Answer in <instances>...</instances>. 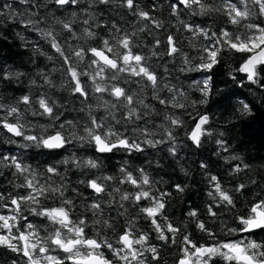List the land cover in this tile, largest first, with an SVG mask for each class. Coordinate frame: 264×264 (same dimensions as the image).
<instances>
[{
    "label": "snow or ice",
    "instance_id": "snow-or-ice-1",
    "mask_svg": "<svg viewBox=\"0 0 264 264\" xmlns=\"http://www.w3.org/2000/svg\"><path fill=\"white\" fill-rule=\"evenodd\" d=\"M18 3L25 6L23 12L17 11L12 3L5 2L0 6V17L9 21L19 18V23L25 29L37 33L55 51L66 76L60 87L79 98L81 107L78 111L87 116L83 125L66 119L58 125H49L56 129L51 134H46L49 126L44 125H40L41 131L36 133L37 126L27 116H46L51 121H59L63 115V105L59 101L45 94L36 97L23 95L14 104L0 100V127L27 142L20 145L22 148L35 145L57 150L78 141L92 145L98 153L106 154L117 151L143 152L148 147L155 148L167 143L170 144L168 151L175 156L178 145L174 130L183 128L184 121L179 116L165 114L164 120L168 126L154 125L151 117L157 114V110L148 102L147 92L150 89L151 100L157 101L165 109L192 107L195 110L198 105L208 104L212 95L213 77L209 74L203 80H195L193 84L201 98L190 100L182 88L169 82L171 73L168 64H153V58L160 60L166 56L174 60L181 56L184 66L178 69L179 72L212 73L221 63L224 53H238L243 59L236 71L245 74L248 83L264 89V20H261L264 18V0H219L218 3L176 0L175 3H170V14L176 18L180 28L190 34L188 46L196 51L197 55L194 57L183 50V42L172 33H168L164 41L155 38L151 48L143 43L140 33L149 28L157 31L166 28L152 14L158 7L156 4L150 10H144L139 0H92V4L82 10L85 16L82 20L84 26L77 30L75 25L79 12L72 11L68 17L60 18L50 11L42 15L40 9L47 8L48 4L62 9H74L81 4V0H18ZM94 5H115L117 9H127L140 23V27L133 28L132 24L124 25L116 19L103 21L95 12H89L88 8ZM181 6L190 10L192 15H223L236 28L234 31L226 28L213 31L200 24L187 23L180 19ZM2 23L3 20H0V24ZM129 28L132 30L129 31ZM100 29L104 30V35L100 34ZM2 36L3 33L0 32V37ZM20 38L24 39L23 36ZM29 43L31 42L26 41L25 46ZM32 47L37 53L45 55L39 44H32ZM47 59L51 61L53 56H48ZM158 69H162V72H158ZM23 75L9 71L4 73L2 79L18 80ZM39 75L45 85L56 88L49 74L41 72ZM31 83L35 84L36 81ZM240 86L243 87V82ZM252 107L253 102L239 100L237 112L248 116L252 114ZM195 119L194 127L185 135L193 146L199 148L203 139L212 135L206 127L210 117L208 114L197 113ZM150 124L162 128L163 135L160 139L153 138L157 133L149 127ZM81 127L83 134L78 131ZM219 135L223 137L224 133ZM7 143L16 141L8 140ZM215 143L224 151L228 150L224 139L216 140ZM0 163L5 168L14 169L8 183L14 188L27 190L26 194L16 195L0 192V207L11 213L0 214V229L4 230L0 233V247L23 258L22 261L13 260L12 264H159L160 249L149 243V233L137 229L134 221H127L115 240L109 239L107 233L114 229L115 224L111 219L103 218L102 199L87 205L86 211L91 212V219L85 215L73 218L76 204L66 195V170L62 173L57 165H48L41 173L32 165L24 163L21 158L7 154L0 156ZM62 163H72L77 168L100 167L96 160L81 161L75 156ZM200 167L207 169L208 165L201 162ZM249 167L248 164H237L233 172L239 173ZM120 172L123 176L120 183H129L137 189L136 192H124L120 195V207L124 208L123 202L128 200L134 203L148 200L150 206L139 210L150 220L157 239L165 244H176L177 236H181V254L175 264H218L217 258L224 264H264V239L250 238L264 232V197L252 202L246 213L236 217V227L224 225L226 233L239 236L238 239L219 241L216 233L204 221L197 220L196 227L215 241L199 244L194 242L190 233L181 234V228L168 221L164 215V198L170 193L159 192L158 195H153L154 182L143 168L137 169L139 176H134L125 167H121ZM0 176H3V171H0ZM113 179L112 176L90 179L87 187L98 197L101 194L111 197L112 193L107 191L106 182ZM17 180L21 182L16 183ZM209 181L213 191L208 195L216 202V206L235 208V193H241L247 188L245 183H239L229 189L216 175H209ZM79 183L84 184L85 181L81 180ZM175 189L183 193L185 186L177 184ZM114 191L119 192L120 189L116 188ZM72 192L77 196L82 195L75 188ZM113 199L107 201L109 206ZM45 201H53L54 204L46 206ZM25 212L45 218L48 225L41 227L34 224L24 215ZM208 214L210 217L217 216L212 205L208 206ZM188 216L196 218L198 213L191 210ZM159 219H163V225ZM20 221H25L23 230ZM106 253H110V256Z\"/></svg>",
    "mask_w": 264,
    "mask_h": 264
},
{
    "label": "trees",
    "instance_id": "trees-1",
    "mask_svg": "<svg viewBox=\"0 0 264 264\" xmlns=\"http://www.w3.org/2000/svg\"><path fill=\"white\" fill-rule=\"evenodd\" d=\"M5 2H10L13 7L23 12L25 6L20 5L18 0H0V6ZM176 0H139L140 6L144 10H150L153 4L158 7L152 14L161 20L166 28L155 30L149 28L148 31L140 33V38L143 43L152 47L155 38L161 41L166 39L168 33H172L180 38L183 42V50L190 57L197 55L196 51L188 46L190 34L183 31L177 23L175 17L170 14V3H175ZM207 3H218L219 0H206ZM92 4V0H81V4L74 9H62L54 4H48L47 8L40 9L42 15L48 14L49 11L57 17L66 18L72 11H77L80 15L77 18L75 27L79 30L82 25V20L85 18L82 10ZM103 14L101 15V10ZM89 12H95L97 16L103 20L110 22L116 19L124 25L132 24L133 28H139L140 23L136 18L124 8L105 7L103 5H94L88 8ZM180 19L187 23L200 24L203 27L211 28L213 31H219L220 28H226L229 31H234L236 26L227 22V18L220 14H212L209 16H199L190 14V10H185L183 6L180 8ZM3 23L0 24V32L3 36L0 37V100L14 104L21 96L31 95L33 97L45 94L59 101L63 108L61 111V119L59 121H51L46 116H27V119L37 127L35 132L41 131L40 125L49 126L53 123L59 124L66 119L78 121L83 125L87 116L78 111L81 107L80 100L77 96H73L66 89L60 87L64 83L66 76L63 74L61 62L53 49L42 40L39 35L31 29H25L19 23V18L15 21H9L0 17ZM264 20V18H261ZM261 22V21H256ZM43 26V25H42ZM179 29V30H178ZM132 30L131 28L128 29ZM101 35H104V30H98ZM19 34V35H18ZM66 35V33H65ZM23 36L24 39L20 37ZM30 41L27 46L25 42ZM32 44H39L45 55H41L34 51ZM163 44L161 45V49ZM48 56H53V60H48ZM243 59V56L238 53H224L221 63L218 64L212 73L204 72H179L178 69L183 67L181 56H177L174 60L164 56L160 60L153 58V64L167 63L171 75L169 82L182 88L190 100H199L201 94L195 90L193 82L195 80H203L206 75H212V95L209 97L207 105H198L194 110L192 107L186 109L163 108L157 101L151 100V90L147 92L148 102H151L157 114L151 117L154 125L168 126L164 120L165 114L179 116L184 121L183 128H176L174 134L177 136L176 155L173 156L168 148L170 144H161L155 148H146L143 152L127 153L125 151H117L114 153L101 154L98 153L92 145L87 143L74 141L65 148L57 150H49L35 145L27 148L20 147L21 144L27 143L22 138L14 137L8 133L6 129L0 127V156L5 154L15 155L22 159L26 164L32 165L38 172L43 173L48 165H57L62 173L67 176L68 189L66 195L72 198L76 204V211L73 218L76 216L85 215L89 219L92 218L90 211H86L88 204L96 200L102 199V208L104 210V219L114 221L115 227L108 231L109 239L115 240L125 227L127 221L135 222V227L142 232L149 233V243L157 246L160 249L161 259L159 264H175L180 256L181 236H177V243L171 244L157 239V234L145 214L140 212L141 207L150 206V201L142 200L134 203L131 200L124 201V208L120 207V195L124 192L133 193L137 189L129 183H120L123 176L120 172L121 167H125L132 172L134 176H139L137 169L143 168L149 175L153 184V195H158L159 192L170 193L166 196V208L164 215L168 221L174 226L181 228V234H191L194 242L199 244L214 243L205 233L201 232L196 227L197 220L204 221L209 228L216 233L217 240L226 241L240 238L239 236L228 235L224 230V225L236 227V217L247 212L248 207L255 200L264 197V89L258 88L246 81V75L236 71ZM53 68L56 70L53 71ZM9 71L20 72L24 75L18 80H3L4 73ZM44 72L49 74L56 84V88H50L43 83V79L39 73ZM162 72V69H158ZM232 77H235L233 79ZM35 80L33 84L31 81ZM86 80V78H85ZM243 82V87L241 83ZM166 93H162L164 95ZM107 99V97H105ZM253 102L252 114L242 116L238 114V101L245 100ZM23 108V106H21ZM197 113L208 114L210 122L206 126L211 132V136H206L202 141V146L196 148L185 135L190 131L195 123ZM102 113H97L101 115ZM2 115V113H0ZM122 115V113L120 114ZM157 133L154 139H160L163 135V130L160 127L149 125ZM56 129L47 127V133L51 134ZM83 134L82 127L78 130ZM131 126H129V134ZM223 132L221 137L219 133ZM224 139L227 141L225 145L228 150L216 144L215 141ZM8 140H15L16 143H7ZM75 156L81 161L93 159L100 165L99 168L92 169L89 167L77 168L72 163L67 165L62 161ZM238 157L239 159H233ZM201 162L208 165L207 169L200 167ZM248 164L250 167L239 173L233 172V168L237 164ZM0 171H3V176H0V192L6 195L26 194V189L14 188L8 183L12 179V171L5 168L0 163ZM209 175L220 177L223 185L229 189H233L239 183H245L247 188L241 193H235L236 207L231 208L226 205L216 206V202L208 195L213 191ZM101 176H112L114 179L107 181V191L112 193V196L101 194L99 197L87 187V181L96 179ZM54 180L58 179L53 177ZM85 181L80 184L79 181ZM255 181V183H252ZM17 180L16 183H20ZM180 184L185 186L183 193L177 192L175 185ZM75 188L81 193L77 196L72 192ZM119 188V192L114 189ZM114 198V199H113ZM113 199V203L109 206L107 201ZM2 203V202H0ZM46 206L53 205V201H45ZM212 205L213 210L217 212L216 217H210L208 214V206ZM125 209L127 211H125ZM196 210L198 216L192 218L188 216V212ZM123 213V215H121ZM0 214L10 215L11 213L0 207ZM28 220L38 226H47L48 221L45 218L35 217L25 212ZM163 225V219H159ZM25 221H20L21 227ZM23 230V227H22ZM4 230L0 229V233ZM91 234V229L88 230ZM41 235H44L41 232ZM170 235V234H169ZM250 238L264 239V232L254 235ZM59 254V253H57ZM110 256V253H106ZM16 253L11 252L7 248L0 247V264H12L13 260L22 261ZM218 264H224L222 260L217 258Z\"/></svg>",
    "mask_w": 264,
    "mask_h": 264
}]
</instances>
